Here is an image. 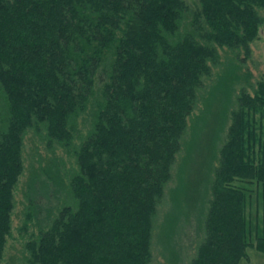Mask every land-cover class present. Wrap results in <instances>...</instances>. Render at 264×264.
<instances>
[{"label": "trees", "instance_id": "16d2710c", "mask_svg": "<svg viewBox=\"0 0 264 264\" xmlns=\"http://www.w3.org/2000/svg\"><path fill=\"white\" fill-rule=\"evenodd\" d=\"M260 30L264 0H0V264L29 131L76 171L74 205L51 212L48 162L32 170L20 230L36 233L23 264H149L156 208L216 47L248 52ZM250 89L228 114L189 264L264 254V236L246 237L250 187L264 190V76ZM79 120L88 129L72 146Z\"/></svg>", "mask_w": 264, "mask_h": 264}, {"label": "rangeland", "instance_id": "374dc122", "mask_svg": "<svg viewBox=\"0 0 264 264\" xmlns=\"http://www.w3.org/2000/svg\"><path fill=\"white\" fill-rule=\"evenodd\" d=\"M197 0H184L191 6ZM248 52L242 48L216 47L218 63L209 65L210 75L203 78L196 91L193 111L187 119L186 132L181 148L175 156L171 177L164 188L153 218L151 260L149 264H189L204 234L202 219L209 197L208 185L211 169L215 166L216 150L222 141L229 112L235 107L240 91L251 92L250 86L264 76V32L249 44ZM88 122H77V134L71 141L77 145V137L85 135ZM52 152V153H51ZM56 144L45 145L34 132L24 135L21 151L23 173L13 192L10 235L6 240L1 264H23V245L35 235L36 226L29 224L26 233L21 232L25 207V188L32 170L47 163V170L56 180L49 184L47 209L56 211L59 206L74 205L68 191V179L76 171L70 154ZM59 178V181H58ZM248 199L247 234L249 242L264 236V193L261 187H250ZM28 191V189L26 190ZM54 215V213H53ZM246 258L238 264H264V254L253 248L245 250Z\"/></svg>", "mask_w": 264, "mask_h": 264}]
</instances>
